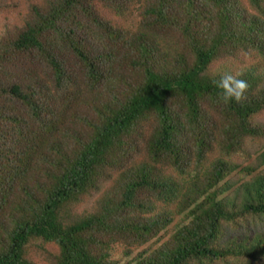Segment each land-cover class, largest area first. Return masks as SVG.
<instances>
[{"label":"trees","instance_id":"trees-1","mask_svg":"<svg viewBox=\"0 0 264 264\" xmlns=\"http://www.w3.org/2000/svg\"><path fill=\"white\" fill-rule=\"evenodd\" d=\"M0 264H264V0H0Z\"/></svg>","mask_w":264,"mask_h":264},{"label":"clouds","instance_id":"clouds-1","mask_svg":"<svg viewBox=\"0 0 264 264\" xmlns=\"http://www.w3.org/2000/svg\"><path fill=\"white\" fill-rule=\"evenodd\" d=\"M239 75L225 73L221 75L219 81H214V84L222 89L219 98L223 103L227 104L232 100L239 103L247 98L246 93L250 88V84L246 80L240 79Z\"/></svg>","mask_w":264,"mask_h":264}]
</instances>
